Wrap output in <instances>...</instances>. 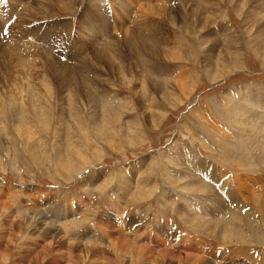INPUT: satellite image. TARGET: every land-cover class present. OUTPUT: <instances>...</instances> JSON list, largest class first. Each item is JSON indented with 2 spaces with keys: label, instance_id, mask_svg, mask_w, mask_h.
Wrapping results in <instances>:
<instances>
[{
  "label": "rangeland",
  "instance_id": "rangeland-1",
  "mask_svg": "<svg viewBox=\"0 0 264 264\" xmlns=\"http://www.w3.org/2000/svg\"><path fill=\"white\" fill-rule=\"evenodd\" d=\"M0 29V264H264V0H0Z\"/></svg>",
  "mask_w": 264,
  "mask_h": 264
},
{
  "label": "bare ground",
  "instance_id": "bare-ground-1",
  "mask_svg": "<svg viewBox=\"0 0 264 264\" xmlns=\"http://www.w3.org/2000/svg\"><path fill=\"white\" fill-rule=\"evenodd\" d=\"M69 5V4H68ZM55 9V8H54ZM64 10V9H63ZM136 41V40H135ZM140 41V40H139ZM146 44V43H145ZM157 45V44H156ZM140 46V45H139ZM149 46V45H148ZM158 48V47H157ZM157 48H154L153 50H151V52H149L150 54H153V55H157V53H159V49H157ZM147 52V51H146ZM149 54V55H150ZM157 57V56H156ZM113 114V113H112ZM113 117V116H112ZM118 118V117H117ZM106 120V119H105ZM108 120V119H107ZM119 121V120H118ZM253 131V130H252ZM254 132H256V131H254ZM240 159V158H239ZM241 160V159H240ZM59 166H60V169H62V170H65V169H67V170H69V172H71V170H72V168H70L69 167V163L68 162H62V164L60 165L59 164ZM69 173H67V175H68ZM195 179H197L196 177L194 178V181H196ZM192 182H190L189 184H191ZM201 183V182H200ZM194 186H200V188L198 189V190H202V191H204L205 192V195H206V197L208 198V197H210L211 196V194H213V198L216 200H220L219 201V206H222V205H224L225 207H227L228 208V211H226L228 214H230V221H232L233 223H235L234 224V227H236L239 223L238 222H244V218L242 217V216H244L245 214H243L242 215V213H240V214H238V212L237 211H234L233 212V210L230 208V206L229 205H227L226 204V202L227 201H225V200H223L219 195H218V193L214 190V187H212L211 186V183H204V184H194ZM224 188V187H223ZM203 192V193H204ZM216 192V193H215ZM215 196V197H214ZM223 196V195H222ZM228 197V196H227ZM226 197V198H227ZM206 198V199H207ZM230 198V197H229ZM140 199V198H139ZM142 199V198H141ZM264 200V199H263ZM136 201V200H135ZM231 202H233V201H231ZM230 202V203H231ZM260 202V201H259ZM221 203H223V204H221ZM3 204H5V203H3ZM2 204V205H3ZM261 206V205H260ZM4 207H6V208H10V207H12V206H10V203H6L5 204V206ZM263 207V206H262ZM4 210V209H3ZM244 210V209H243ZM181 212V211H180ZM251 212V211H250ZM249 212V213H250ZM190 213V212H189ZM191 214H193V212L191 213ZM196 214V213H195ZM5 214H4V212H3V214H1L0 216H4ZM187 215V214H186ZM35 216V215H34ZM184 216H185V214H184ZM188 216V215H187ZM245 216H250V214H247V215H245ZM46 216L44 215V214H40V215H36L34 218L35 219H38V221H43L42 219H44ZM194 217V216H193ZM256 217V216H255ZM188 218H189V216H188ZM224 218V217H223ZM223 218L222 219H218V221H219V223L221 224V225H224V222H223ZM31 219V218H30ZM199 219V218H198ZM40 223V222H39ZM237 223V224H236ZM41 224V223H40ZM194 224V223H193ZM202 224V225H201ZM199 223L198 225H197V223H196V226H199V228H201V231L202 232H206V231H208L209 229H208V227L205 225V223ZM195 225V224H194ZM53 226V225H52ZM56 226V225H55ZM194 227V226H193ZM195 228V227H194ZM237 228H239V226H237ZM248 228H249V230L252 232V234L255 236V237H258V239H259V241L262 243V244H264V235H262L258 230H256V229H254L253 228V225H252V223L251 222H249L248 223ZM251 228V229H250ZM44 229V228H43ZM49 229H51V228H49ZM193 229V228H192ZM240 229H241V227H240ZM56 230V229H55ZM196 230V229H195ZM199 230V229H198ZM186 231V230H185ZM239 231V230H238ZM45 232V231H44ZM46 233V232H45ZM106 233H107V231H106ZM42 234H43V232H42ZM203 234H206V233H203ZM217 234L222 238V239H226V238H231L232 237V229H224V228H219V229H217ZM110 235V234H109ZM120 237V236H119ZM123 237V236H122ZM126 238V237H125ZM124 238V239H125ZM123 240V239H122ZM126 240V239H125ZM129 240V239H128ZM126 241V242H128L129 244H130V240L129 241ZM195 240V239H194ZM117 242H118V240H117ZM116 242V243H117ZM124 242V241H123ZM207 242V241H206ZM125 243V242H124ZM126 244L127 246L129 245V244ZM113 244V243H112ZM119 244V243H118ZM122 245V244H121ZM126 245H124L123 244V247L125 246V249H126ZM133 245V244H132ZM129 246H131V244L129 245ZM118 247H119V245H118ZM132 247V246H131ZM119 249V248H118ZM128 249V248H127ZM136 249V248H135ZM122 250H124V249H122ZM147 250V248H143L142 249V251H146ZM127 251V250H126ZM135 251V250H134ZM167 251L168 252H170L168 249H167ZM147 252V251H146ZM199 252V251H198ZM124 253H125V251H124ZM144 256V255H143ZM142 256V257H143ZM193 257V256H192ZM200 257H201V255H200ZM138 259V258H137ZM190 260V259H189ZM197 260H198V258H197ZM204 260V259H203ZM202 260V261H203ZM206 260V259H205ZM204 260V261H205ZM206 262V261H205ZM216 262V261H215ZM207 263V262H206ZM141 264V263H140Z\"/></svg>",
  "mask_w": 264,
  "mask_h": 264
},
{
  "label": "snow or ice",
  "instance_id": "snow-or-ice-1",
  "mask_svg": "<svg viewBox=\"0 0 264 264\" xmlns=\"http://www.w3.org/2000/svg\"><path fill=\"white\" fill-rule=\"evenodd\" d=\"M0 30H2V29H0Z\"/></svg>",
  "mask_w": 264,
  "mask_h": 264
}]
</instances>
